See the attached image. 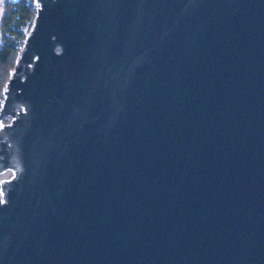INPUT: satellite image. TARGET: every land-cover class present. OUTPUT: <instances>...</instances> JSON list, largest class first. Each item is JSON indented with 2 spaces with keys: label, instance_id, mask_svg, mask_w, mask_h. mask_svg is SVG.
<instances>
[{
  "label": "water",
  "instance_id": "obj_1",
  "mask_svg": "<svg viewBox=\"0 0 264 264\" xmlns=\"http://www.w3.org/2000/svg\"><path fill=\"white\" fill-rule=\"evenodd\" d=\"M34 1L0 264H264V0Z\"/></svg>",
  "mask_w": 264,
  "mask_h": 264
},
{
  "label": "trees",
  "instance_id": "obj_2",
  "mask_svg": "<svg viewBox=\"0 0 264 264\" xmlns=\"http://www.w3.org/2000/svg\"><path fill=\"white\" fill-rule=\"evenodd\" d=\"M5 8L0 42V108L4 100L6 84L37 13L34 0H7Z\"/></svg>",
  "mask_w": 264,
  "mask_h": 264
},
{
  "label": "crops",
  "instance_id": "obj_3",
  "mask_svg": "<svg viewBox=\"0 0 264 264\" xmlns=\"http://www.w3.org/2000/svg\"><path fill=\"white\" fill-rule=\"evenodd\" d=\"M7 0H0V42L2 40V22L6 14V8H5V3Z\"/></svg>",
  "mask_w": 264,
  "mask_h": 264
}]
</instances>
